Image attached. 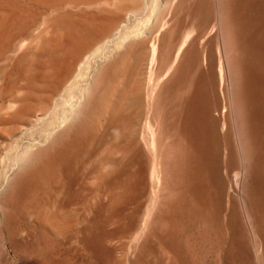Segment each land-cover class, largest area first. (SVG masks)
Masks as SVG:
<instances>
[{
    "label": "rangeland",
    "instance_id": "obj_1",
    "mask_svg": "<svg viewBox=\"0 0 264 264\" xmlns=\"http://www.w3.org/2000/svg\"><path fill=\"white\" fill-rule=\"evenodd\" d=\"M150 1L0 0V175L9 171H4L6 155L14 157L17 149L39 137L47 114L66 95L67 86L82 73L91 75L92 65L103 51L108 56L100 60L104 63L97 71L103 72L90 88L92 97L87 93L90 113L77 116L60 137L32 151L31 161L26 157L29 161L25 159L26 164L12 172L14 183L7 194L6 189L0 190V264H264V51L260 52L257 41L264 38V15L245 1H231L235 2L234 13L244 6L241 13L247 17L241 23L247 36L250 31L251 36L257 35L255 57L261 56L262 65L255 66L251 88L255 123L250 136L253 143H247L255 145L254 149L243 144L248 137L244 126L242 144L249 150L245 154L232 128L222 127L221 122L216 130L211 127L210 115L227 117L228 108L221 101L219 86L216 95L208 86L197 91L198 78L205 74L200 60L182 75L181 86H192L181 101L185 105L180 122L163 134V173L167 174L161 179L165 183L159 184L152 177V147L151 141L146 142L150 138L145 120L146 93L153 90L151 80L160 63L158 54L152 56L153 47L170 28L177 35L176 49L185 40L198 37L199 44L210 41L214 54L210 30L215 21L210 0H183L172 20L170 6L177 0ZM204 2L205 20L200 15ZM73 23L86 26L89 33L82 38L72 36ZM235 74L236 91V83L243 85V80L241 73ZM137 95L145 96L144 100ZM171 115L168 112L166 122L172 120ZM103 164L108 168L103 169ZM144 170L149 171L150 187L146 189L139 183ZM94 177L95 185L90 182ZM161 190L167 200L160 196ZM138 211L141 221L136 228L132 224Z\"/></svg>",
    "mask_w": 264,
    "mask_h": 264
},
{
    "label": "bare ground",
    "instance_id": "obj_2",
    "mask_svg": "<svg viewBox=\"0 0 264 264\" xmlns=\"http://www.w3.org/2000/svg\"><path fill=\"white\" fill-rule=\"evenodd\" d=\"M156 2L157 0H151L150 2ZM183 0H177L176 3L172 4L170 6V9L172 11V17H171V20L175 18V16L178 14V10L181 8V2ZM206 1V0H205ZM209 1V0H208ZM207 1V3H208ZM226 1V2H225ZM231 1H234V0H210L209 2H212V4H209L211 6H213V11H214V21H215V25L214 27L210 30V33L212 32L214 34V42H215V53L213 54V51H211V47H210V41L205 45V43L201 42L200 44L198 43V37H194V38H190V40H185L177 49H176V41H177V35L174 33L175 31H173L172 29H168L166 32L160 34V41H158V44L153 47V57H155L157 54H158V59L160 60V63H159V66H158V69H155L153 70L155 73H154V78L152 81V86H153V90L151 92V94H148V92L146 93L148 96V98H144L147 99L146 103H147V122H146V128H147V132H148V136L150 138L149 141H146V142H150L151 141V147H152V158L153 159V174L154 176L152 175V177H154V179L157 181L156 183H159V181H161V183H165V180L162 181L163 179H165L164 177L162 178L163 174H167L166 172L163 173V170L165 171L166 169H164L163 167H165V160H166V157H163V153H164V150L162 151V137H163V134L165 132H167V127L168 129L169 128H174L177 126V124L180 122V119H181V112H183L182 110V107L185 105H182L183 103H181V101L183 100L184 96L190 92V88L192 85H190L191 83H188V84H184V86H181L182 84V75L185 71V69H189L191 68V66L195 65L196 62L198 63L200 60L203 61V66L205 67V74L203 76H201L200 78H198V83L196 84V87H197V91L200 90L201 92V89L200 88H204L205 86H208V90H211V93L213 91V93L216 95V92H217V89H218V86L220 87V90H221V93H222V97L220 96L221 98V101H223L224 103V106L228 108V113H227V117L229 118L228 120L226 119L227 117H225V114H220L218 116H215V115H210L211 116V127L213 128V130H216L219 125L222 123L223 126L222 127H226V129L228 128V130L230 128H232L233 130V136L235 138V140L238 142L237 144H242V142L244 141L245 142V133H248L247 134V142H249L251 139L250 136H252V128H253V122L255 121L254 120V117H255V113H254V106L252 104V97H251V88H252V84L254 83L253 80V73L256 72L255 70H257V66L258 65H262L261 61H259V58L261 57H258L256 55L255 57V54H257L258 51H255V39L254 38H257V35L256 37L251 36L252 33L251 31L248 33V35L250 36H247V29L242 25L241 23V20L242 18H245L247 16H244L246 14H243L241 13V10L244 7L242 4L241 6L239 7L241 10L238 11V13H234L236 11L233 10V5L234 3H232ZM243 3L245 1L246 5H248V7L252 10H255L256 12H259V14H261L260 16L262 17V15H264V0H242ZM241 1V2H242ZM158 2V1H157ZM240 2V3H241ZM148 3V2H147ZM206 3V4H207ZM226 3V4H225ZM150 4V3H149ZM153 4V3H152ZM171 4V3H170ZM239 4V3H238ZM18 5V4H17ZM151 5V4H150ZM149 5V7H150ZM205 5V2L203 3V5L201 6V11H200V15H201V19L204 18V20L206 19V16H207V13L206 11L204 10L206 7H204ZM194 6V5H193ZM195 7V6H194ZM247 8V7H246ZM199 9V7H198ZM249 11L251 12L252 10ZM200 10V9H199ZM244 10V9H243ZM255 11H253L254 13H256ZM29 12V11H28ZM68 12V11H67ZM198 12V11H197ZM252 12V13H253ZM177 13V14H176ZM193 13V12H192ZM252 13H251V16H252ZM78 14V13H77ZM194 14V13H193ZM248 14V13H247ZM258 14V13H257ZM67 15V14H66ZM72 15V14H71ZM69 14V16H71ZM75 15V14H74ZM192 15V14H191ZM67 16V17H69ZM190 16V15H189ZM195 16V15H194ZM244 16V17H243ZM255 16H257L255 14ZM254 16V17H255ZM18 17V16H17ZM21 17V15H20ZM19 17V18H20ZM64 17V16H63ZM78 19V15L76 16ZM87 17V16H86ZM89 17V15H88ZM253 17V18H254ZM261 17H260V20H261ZM264 17V16H263ZM54 18V17H53ZM76 18V19H77ZM191 18V17H190ZM194 18V17H193ZM198 18V17H196ZM249 18V16H248ZM77 19V20H78ZM81 19V18H80ZM88 19V18H86ZM85 19V20H86ZM159 19V18H158ZM200 19V20H201ZM251 19V18H250ZM256 19V17H255ZM253 19V21L255 20ZM259 19V18H258ZM12 20V19H11ZM57 20V19H56ZM74 20V19H71V21ZM83 20V18L81 19ZM80 20V21H81ZM90 20H93L90 19ZM176 20V19H175ZM199 20V21H200ZM245 20V19H244ZM248 20V19H247ZM18 21V20H17ZM66 21V20H65ZM70 21V20H69ZM68 21V22H69ZM156 21V20H155ZM243 21V20H242ZM252 21V22H253ZM256 21V20H255ZM262 21V20H261ZM264 21V20H263ZM57 22V21H56ZM67 22V23H68ZM111 22V21H110ZM257 22V21H256ZM259 22V21H258ZM12 23V22H11ZM22 23V22H21ZM59 23V22H58ZM66 23V25H68ZM96 23V22H95ZM60 24V23H59ZM57 24L56 27L59 25ZM63 24V23H61ZM249 24V23H248ZM46 25V24H45ZM60 26V25H59ZM69 26H70V23H69ZM98 27V26H97ZM65 28V27H64ZM71 28V34L72 36L74 37H80L82 38L84 35L88 34L89 33V30L86 26L84 25H80V24H74L73 23V27H70ZM68 30V29H67ZM66 30V31H67ZM247 30V31H246ZM252 30V28H251ZM105 31V30H104ZM199 30H197V33H198ZM257 31V30H256ZM54 32V31H52ZM96 33V31H95ZM209 33V34H210ZM254 33V32H253ZM262 33V32H261ZM55 34V33H53ZM65 34V32H64ZM68 34V36H69ZM100 34V33H99ZM98 34V35H99ZM104 34V33H103ZM145 34V33H144ZM207 34V33H206ZM208 34V35H209ZM70 35V36H71ZM198 35V34H197ZM200 35V34H199ZM198 35V36H199ZM202 35V34H201ZM211 35V34H210ZM53 36V35H52ZM50 36V37H52ZM97 36V35H96ZM101 36V35H100ZM203 36V35H202ZM119 37V36H118ZM207 37V36H206ZM212 37V35H211ZM261 37V36H260ZM257 38V41L259 43V47H260V52L262 53V51H264V38L261 39V38ZM263 37V35H262ZM22 38V37H21ZM72 38V37H71ZM208 38V37H207ZM207 38H204V39H207ZM65 39V38H64ZM21 40V39H20ZM33 40V39H32ZM77 40V39H76ZM79 40V39H78ZM209 40V39H208ZM207 40V41H208ZM117 41V40H116ZM138 41V40H137ZM256 41V42H257ZM155 42V41H154ZM213 41H211V44H212ZM124 43L120 42V45H122ZM119 45V46H120ZM124 46V45H123ZM86 47V46H85ZM143 47V46H142ZM213 47V46H212ZM258 47V48H259ZM82 48V47H81ZM87 48V47H86ZM110 49V48H109ZM257 49V48H256ZM72 50V49H70ZM112 50V49H111ZM110 52V50H109ZM108 52V53H109ZM142 52V51H141ZM97 53V52H95ZM102 55V56H101ZM112 55V53H111ZM118 55V54H117ZM108 56H107V52L106 51H103V53L99 54V60L98 62L95 63V65H92L94 66V69H93V73H90L85 75L84 73H82L81 75H78L77 78H75V80L72 81V83L70 85L67 86V88L65 89L67 91V93H65L66 95L59 98L58 99H61L60 101H57L59 102L58 104H56V107L49 113L47 114L48 115V118H47V122L45 124V127L41 130V132L39 131L40 135L39 137H37L36 139H33L31 140L30 142L27 143V145L25 144V146L19 150L17 149L15 151V156L14 157H10L6 155V158H7V162L5 163L7 166H4L5 167V170L6 171L7 169L9 170L8 172H4V175H0V176H3V181H2V185H1V188L0 190L1 191H4L5 189V193L7 194V190L9 189L11 183L13 182L12 179H13V171L19 169V167L22 165V163L26 164V161H29V155H31V152L32 151H35L37 150V148L39 149V147H42V146H45L47 144H50L51 141H53L55 138H57L61 132L63 131V129H65L67 127V125H69V123H71L77 116H80V115H85L89 112V100L87 99V93L91 94L89 91L92 92V90H90V88L92 89V86L95 85V81L98 80L96 79L98 77V73L102 70L100 69V71L98 72L97 70L99 68H102L101 65L104 63H102V61L100 62V60H103L106 59ZM172 58H173V61H172ZM96 61V60H95ZM170 61H172V64L170 67H168L169 65H167L166 67V64H169ZM257 62V63H256ZM94 64V63H93ZM202 65V64H200ZM215 66V67H214ZM256 66V68H255ZM85 67V66H84ZM259 67V66H258ZM261 67V66H260ZM264 67V65H263ZM93 68V67H92ZM91 68V69H92ZM168 69V72H166V69ZM262 68V67H261ZM110 69V68H109ZM152 70L150 71L151 73ZM165 70V71H164ZM235 71H237V73H241L242 75V78H240L243 83V85H239V83H236L238 84L239 87L238 90H233L234 89V86L235 85V78L233 79V73L235 74ZM261 71V70H259ZM103 71H101L102 73ZM167 73L166 76L164 75V73ZM164 75V78H162L161 75ZM236 75V74H235ZM239 75V77L241 76ZM150 76V75H149ZM237 76V75H236ZM151 77V76H150ZM162 79H161V78ZM235 77V76H234ZM187 78V77H186ZM84 79H85V82H84ZM192 79V78H191ZM190 79V80H191ZM101 80H103L101 78ZM239 79H237L238 81ZM195 81V80H194ZM236 81V80H235ZM240 81V80H239ZM150 82V81H149ZM183 82H186V81H183ZM191 82V81H190ZM234 83V84H233ZM257 83V82H256ZM150 84V83H148ZM194 84V82H193ZM255 85V83L253 84ZM96 86V85H95ZM242 86V89H240V87ZM58 87V86H57ZM149 87V85H148ZM94 88V87H93ZM171 88V89H170ZM181 88V89H179ZM236 88V87H235ZM95 89H98V88H95ZM95 89L93 91H95ZM194 89V88H193ZM205 89V88H204ZM240 89V92L239 93H235L237 91H239ZM172 90V91H171ZM192 90V89H191ZM253 90V89H252ZM168 91H171L168 92ZM193 91V90H192ZM65 92V91H64ZM63 92V93H64ZM95 92H98L97 90ZM134 93V92H133ZM218 93V92H217ZM93 94V93H92ZM92 94L90 95L92 97ZM136 94H139V92ZM193 94V93H192ZM145 95V94H144ZM146 95V96H147ZM194 95V94H193ZM192 95V96H193ZM198 95V93H197ZM200 95V94H199ZM202 95V93H201ZM219 95V94H218ZM139 95H137L138 97ZM142 95H140L139 97H141ZM191 96V97H192ZM213 96V95H212ZM89 97V96H88ZM136 97V96H135ZM190 97V98H191ZM194 97V96H193ZM96 98V96L94 97ZM143 98V96L141 97ZM143 98V100H144ZM259 98V97H257ZM86 99L88 100V102L86 101ZM91 99V98H90ZM193 99V98H191ZM202 99V98H201ZM142 101V99H140ZM92 101V100H91ZM94 101V99H93ZM93 101L91 103V106L93 104ZM188 101L190 102L191 100L188 99ZM196 101V100H195ZM220 101V102H221ZM122 102V101H121ZM183 102V101H182ZM199 102V101H198ZM122 103H120L121 105ZM134 104V103H133ZM137 104V103H135ZM198 104V103H197ZM210 104V103H209ZM119 105V106H120ZM219 105V104H218ZM20 106V105H19ZM55 106V105H54ZM138 106V105H137ZM187 106V105H186ZM203 106V105H202ZM206 106V105H205ZM253 106V108H252ZM14 107V106H13ZM199 107V106H198ZM210 107V106H209ZM226 108V109H227ZM225 109V108H224ZM9 110V109H8ZM7 110V111H8ZM16 110V109H15ZM182 110V111H181ZM191 110V108H190ZM204 110V109H203ZM217 110V107L215 105V102H214V109L213 111H216ZM11 111V110H10ZM195 111V110H194ZM257 111V110H256ZM13 112V111H12ZM168 112H172V115H171V118L172 120L170 122H166V119H168ZM221 112V111H220ZM223 112V111H222ZM221 112V113H222ZM18 113V112H17ZM46 113V112H45ZM90 113V112H89ZM117 113H120V111ZM193 113V112H192ZM196 113V112H195ZM217 113V111H216ZM44 114V113H43ZM46 115V114H44ZM89 115V114H88ZM87 115V116H88ZM206 115V114H205ZM217 115V114H216ZM86 116V115H85ZM84 116V117H85ZM121 116V114H120ZM119 116V117H120ZM38 117V116H37ZM43 115H42V119H43ZM118 117V116H117ZM46 117H44L45 119ZM141 118V117H140ZM35 119V121H39L41 119ZM80 119V118H79ZM82 119V118H81ZM80 119V121H81ZM187 120V119H186ZM35 121L33 123H35ZM46 121V119H45ZM168 121V120H167ZM191 121V119H190ZM40 122V121H39ZM43 122V121H42ZM221 122V123H220ZM44 123V122H43ZM134 123V122H133ZM194 123V122H193ZM205 123V122H204ZM255 123V122H254ZM38 124V123H36ZM191 124H192V121H191ZM73 125V124H72ZM137 126V125H136ZM244 126V127H243ZM255 126V125H254ZM34 127V125H33ZM205 127V126H204ZM245 129H243V128ZM257 127V126H256ZM37 128V127H35ZM68 128V127H67ZM117 131H119V127H115ZM145 128V126H144ZM145 128V129H146ZM198 128V127H197ZM135 129V128H134ZM140 129V128H138ZM178 129V128H177ZM222 129V128H221ZM224 129V128H223ZM225 129V130H226ZM32 130V129H31ZM136 130V129H135ZM243 130L245 133H243ZM35 131V130H34ZM133 130H131L132 132ZM145 131V130H144ZM195 131V130H194ZM242 131V133H241ZM255 131V130H254ZM73 132V131H72ZM121 132V131H119ZM130 132V133H131ZM222 132V131H221ZM231 132V131H230ZM188 133V132H187ZM191 134V132H189ZM196 133V131H195ZM224 133V132H223ZM222 133V135H223ZM226 133V132H225ZM120 134V133H119ZM137 134V133H136ZM172 134V133H171ZM243 136H242V135ZM146 135V134H145ZM144 135V136H145ZM256 134H254L255 136ZM136 136V135H135ZM165 136V135H164ZM176 136V135H175ZM241 136L243 137V139L241 138ZM60 137V136H59ZM172 137V136H171ZM29 138V137H28ZM31 138V137H30ZM145 138V137H144ZM183 138V137H182ZM254 138V137H253ZM119 139V138H118ZM138 139V138H137ZM146 139V138H145ZM148 140V138H147ZM243 140V141H242ZM67 141V140H66ZM144 141V140H143ZM191 141V140H190ZM253 143V139L251 140ZM256 141V140H255ZM262 141V140H261ZM260 141V142H261ZM27 142V141H26ZM62 143V142H61ZM147 143V144H148ZM163 144L165 145L164 141H163ZM244 145H249L251 146L253 149L255 147H253V145H250L249 143L245 144L243 143ZM243 144H242V148L245 150L248 148L247 146H244L243 147ZM255 144V143H254ZM24 145V144H23ZM20 146V145H19ZM257 146V145H256ZM261 146V145H260ZM182 147V146H181ZM226 147V145H225ZM251 147H249L250 149H252ZM241 148V147H239ZM150 149V148H149ZM227 149V148H226ZM252 149V150H253ZM121 150V149H120ZM170 150V149H169ZM243 151L241 150L240 152H247L248 153V149L247 151ZM257 151V149H255ZM254 150V151H255ZM251 151V150H250ZM13 152V151H12ZM122 152V151H121ZM166 152V151H165ZM228 152V151H227ZM225 152V154L227 153ZM253 152V151H251ZM250 152V154H251ZM120 153V152H118ZM123 153V152H122ZM182 153V152H181ZM165 154V153H164ZM177 153H175L176 155ZM224 154V155H225ZM228 154V153H227ZM242 154V153H241ZM242 154V156L244 155ZM257 154V153H256ZM249 155V154H248ZM255 154L253 153V156ZM166 156V155H165ZM245 156V155H244ZM250 156V155H249ZM29 159H27V158ZM150 157V156H149ZM163 157V159H162ZM247 157V156H245ZM169 158V157H168ZM244 158V157H243ZM243 158H240V159H243ZM56 159V158H55ZM54 159V160H55ZM165 159V160H164ZM44 160V159H43ZM42 160V161H43ZM53 160V159H52ZM168 160V159H167ZM31 161V160H30ZM148 163L145 162L147 164V166H149L148 164H150V160L148 159ZM152 161V160H151ZM164 161V162H163ZM250 161V160H249ZM44 162V161H43ZM45 162H50V161H45ZM53 162V161H51ZM243 162V161H242ZM54 163V162H53ZM168 164V162H166ZM258 163V162H257ZM256 163V164H257ZM227 164V163H226ZM225 164V165H226ZM245 164V163H244ZM46 165V164H45ZM104 165V164H103ZM151 165V164H150ZM143 166V165H141ZM179 166V165H177ZM245 166V165H244ZM3 167V168H4ZM44 167V165H43ZM106 167L108 168V165L107 166H103V169H106ZM151 167V166H150ZM169 167V166H168ZM171 167V166H170ZM25 168V167H24ZM45 168V167H44ZM43 168V169H44ZM167 168V166H166ZM42 169V167H41ZM149 169V167H148ZM176 169V168H175ZM174 169V170H175ZM226 168H224L225 170ZM108 170V169H107ZM169 170V169H167ZM173 170V171H174ZM150 174H151V168H150ZM149 171L148 170H144L143 173H142V177H141V182L139 181V183H142V188L146 189V187H148L150 185H148V178L147 176H149ZM180 171V170H179ZM17 172V171H16ZM19 172H21V170H19ZM18 172V173H19ZM36 172V171H35ZM169 172V171H168ZM225 172V171H224ZM164 174V176H165ZM141 175V174H140ZM171 175V174H170ZM167 176V175H166ZM180 176V175H179ZM17 177V176H16ZM137 177H139V175L137 174ZM170 178V176H168ZM15 178V177H14ZM150 178V177H149ZM167 178V177H166ZM16 179V178H15ZM162 179V180H161ZM171 179L174 180V178L172 177ZM178 179V178H177ZM176 179V180H177ZM180 179V178H179ZM89 180V179H88ZM97 180H98V177H97ZM170 180V179H169ZM181 180V179H180ZM179 181V180H178ZM91 184H94L96 182V177H94V179H92L91 181ZM132 182V181H131ZM173 182V181H172ZM175 182V180H174ZM14 183V182H13ZM167 183V182H166ZM21 184V182H20ZM137 184V183H136ZM160 184V183H159ZM158 184V186H159ZM168 184V183H167ZM177 184V182H176ZM176 184H174L176 186ZM13 185V184H12ZM95 185V184H94ZM15 186V185H14ZM13 186V187H14ZM163 187L164 186H167L166 184L165 185H162ZM150 187V186H149ZM155 187V186H154ZM160 187V186H159ZM158 187V188H159ZM16 188H21V187H16ZM139 188V187H138ZM166 188V187H165ZM173 188V187H172ZM140 189V188H139ZM168 189V188H167ZM167 189H164L165 190V197L167 196ZM158 190V189H157ZM160 190V189H159ZM169 190V189H168ZM181 190V189H180ZM0 191V192H1ZM162 191V190H161ZM155 192V190H154ZM160 192V191H158ZM173 192V191H172ZM175 192V191H174ZM178 192V191H177ZM2 193V192H1ZM5 193H4V196L3 197H6V199L8 198L6 195L5 196ZM9 193V192H8ZM17 193V192H16ZM147 193V192H146ZM149 193V191H148ZM147 193V194H148ZM157 193V192H156ZM163 191L162 193H160V196L163 195ZM3 194V193H2ZM75 195V194H74ZM159 195V194H158ZM158 195H156L155 197H157ZM15 196V195H14ZM159 196V197H160ZM111 197V195H110ZM164 197V198H165ZM109 198V197H108ZM141 198V197H140ZM149 198V197H147ZM5 199V198H4ZM157 198H155L156 200ZM161 198H159L158 200H160ZM166 199V198H165ZM142 200V199H141ZM146 200V198H145ZM143 200V203L144 201ZM154 200V201H155ZM167 200V199H166ZM148 201V200H147ZM163 202V200H161ZM5 202H7V200H5ZM156 202V201H155ZM160 202V201H159ZM158 202V203H159ZM166 202V204L164 203ZM164 205H169L167 203V201H164ZM157 203V202H156ZM155 203V204H156ZM162 203V204H163ZM9 204V203H7ZM161 204V205H162ZM111 205V204H110ZM141 205H143L141 203ZM157 205V204H156ZM160 205V203H159ZM160 205V206H161ZM155 206V205H154ZM159 206V207H160ZM176 206V205H175ZM147 207V205H146ZM151 207H153V204L151 205ZM168 207V206H167ZM166 207V208H167ZM158 208V207H157ZM156 206H155V209L158 211V208L157 209ZM165 208V207H164ZM150 209V208H149ZM149 209H148V212H149ZM168 209H171L168 208ZM174 209V208H173ZM152 210V209H151ZM150 210V211H151ZM155 210V211H156ZM166 210V209H164ZM154 208L153 210L151 211L153 214H154ZM169 211V210H168ZM162 212V211H160ZM167 212V211H166ZM150 213V214H152ZM169 214V212H167ZM140 211H138L137 215H135V218H134V221H133V224H132V227L138 226V223H139V220L141 221V217H140ZM149 214V213H148ZM157 213H155L156 215ZM162 216H164V214H166L165 212L163 213H160ZM162 216H160L158 214V221H159V217L161 218ZM165 217V216H164ZM148 218H150L148 216ZM147 218V220H149ZM155 219L154 217H151V220ZM157 218V216H156ZM162 220V218L160 219V221ZM158 221H155L156 223ZM159 221V222H160ZM147 222V221H146ZM149 222V221H148ZM145 222H143L144 224ZM152 223V221L149 222V224ZM154 223V221H153ZM155 223V224H156ZM161 224V223H160ZM148 226V225H147ZM145 225V227H147ZM153 226V225H152ZM157 226V225H156ZM160 226V225H159ZM149 227V226H148ZM152 229V228H151ZM150 229V230H151ZM131 230V229H129ZM128 230V232H129ZM137 229H135L136 231ZM146 232L148 230V228L145 229ZM133 231V230H132ZM134 231V232H135ZM132 232V233H134ZM151 233V232H150ZM147 233H145L146 235ZM128 236L130 235L129 233L127 234ZM149 235V233H148ZM133 237V236H132ZM127 238V237H126ZM128 238H131V235L128 237ZM150 238V237H149ZM129 240V239H128ZM133 241V240H132ZM129 242V241H128ZM13 243V242H12Z\"/></svg>",
    "mask_w": 264,
    "mask_h": 264
}]
</instances>
